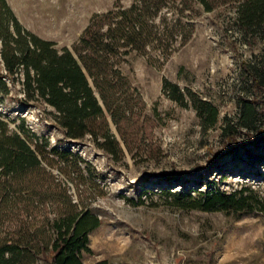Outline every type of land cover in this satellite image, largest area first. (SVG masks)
Masks as SVG:
<instances>
[{"label":"rangeland","instance_id":"rangeland-1","mask_svg":"<svg viewBox=\"0 0 264 264\" xmlns=\"http://www.w3.org/2000/svg\"><path fill=\"white\" fill-rule=\"evenodd\" d=\"M5 1L23 29L71 52L102 115L83 136H66L52 106L23 101V71L9 76L0 58L8 133H21L23 119L48 152L78 156L76 167L59 162L68 177L39 155L54 179L32 174L27 190L0 203V247L53 237L68 197L100 219L84 264H264L262 212L202 208L217 193L264 199V140L250 141L239 123L243 99L264 100L243 67L264 63V42L238 22L245 0ZM227 125L243 145L211 161L225 148ZM106 134L115 153L102 147ZM161 172L177 175L163 180ZM26 260L49 264L40 254Z\"/></svg>","mask_w":264,"mask_h":264},{"label":"trees","instance_id":"trees-1","mask_svg":"<svg viewBox=\"0 0 264 264\" xmlns=\"http://www.w3.org/2000/svg\"><path fill=\"white\" fill-rule=\"evenodd\" d=\"M238 22L245 35L264 42V0L243 1L238 8ZM0 43V58L6 74L13 76L20 69L23 71V101L42 99L52 106L57 112L56 122L64 128L66 136H83L88 131L89 120L102 115V107L71 52L67 48L58 51L51 42L23 29L5 0H0ZM85 43L89 44L87 41ZM243 67L252 78L260 96H264V63L258 69ZM6 86L0 76V89H6ZM212 110L214 119L216 110ZM263 110L264 100L257 95L253 99H243L240 102L239 123L247 130L248 139L252 142L264 140V128L257 125ZM18 128L21 133H8L7 123L0 119V203L27 190L25 186L30 183L29 177L32 174L54 179L51 172L42 165L39 155L48 160L51 166L59 165V170L68 177L70 171L59 162L67 164L73 160L75 164L72 166L76 167L78 161V156L69 151L52 148L48 152L46 138L31 133L23 119ZM223 136L225 148L213 154L211 161L224 154H231L243 145L233 126H224ZM102 147L110 153L116 152L112 135H105ZM47 153L54 155L56 159H48ZM157 175L163 180H173L177 173L161 172ZM65 202H68V207L58 214L57 220L52 224L53 237L36 242L32 236L35 241L33 246L27 239L2 245L0 264H28L30 262L26 258L30 253L33 257L40 254L49 264H84L80 253L89 251L88 234L100 225V219L87 210L78 209L68 197H65ZM202 208L206 211L228 212L258 210L264 214V199L254 198L253 201H248L246 196L237 198L234 194L217 193ZM94 264L107 262L102 260Z\"/></svg>","mask_w":264,"mask_h":264}]
</instances>
